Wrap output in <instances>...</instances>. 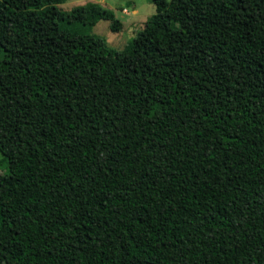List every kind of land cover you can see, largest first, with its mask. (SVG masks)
I'll return each instance as SVG.
<instances>
[{"label":"trees","instance_id":"16d2710c","mask_svg":"<svg viewBox=\"0 0 264 264\" xmlns=\"http://www.w3.org/2000/svg\"><path fill=\"white\" fill-rule=\"evenodd\" d=\"M65 1L0 0V264H264V0Z\"/></svg>","mask_w":264,"mask_h":264},{"label":"rangeland","instance_id":"374dc122","mask_svg":"<svg viewBox=\"0 0 264 264\" xmlns=\"http://www.w3.org/2000/svg\"><path fill=\"white\" fill-rule=\"evenodd\" d=\"M89 4L112 11L113 20L119 22L118 29L112 30L110 24L113 20L101 19L91 31V34L103 37L106 44L116 50L130 47L134 36L144 28L155 11L149 0H66L58 7L68 13L75 6Z\"/></svg>","mask_w":264,"mask_h":264},{"label":"built area","instance_id":"2783aa9c","mask_svg":"<svg viewBox=\"0 0 264 264\" xmlns=\"http://www.w3.org/2000/svg\"><path fill=\"white\" fill-rule=\"evenodd\" d=\"M124 11L126 12V9H124Z\"/></svg>","mask_w":264,"mask_h":264}]
</instances>
